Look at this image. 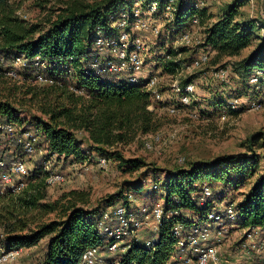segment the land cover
Here are the masks:
<instances>
[{
  "label": "trees",
  "instance_id": "trees-1",
  "mask_svg": "<svg viewBox=\"0 0 264 264\" xmlns=\"http://www.w3.org/2000/svg\"><path fill=\"white\" fill-rule=\"evenodd\" d=\"M126 1L65 0L54 18H49L44 26L31 24L20 17L18 7L11 0H0V75L9 76V72L14 70L16 76L24 73L36 80V73H44L53 80V83L46 84L60 91L57 100L49 101L43 109L48 119L35 120L46 143L47 155L84 162L96 153L108 160L136 167V163L141 161L125 160L117 148L140 134L158 129L155 108L149 109L153 103L152 95L143 82L133 83L114 74H98L90 67L91 62L100 56L95 44L97 31L103 30L108 35L117 32L112 24L124 9H129L130 21L133 20L134 1ZM246 2L234 0L227 5L221 17L208 22L206 20L211 16L207 15L205 7L198 10L191 0H177L175 18L171 23L174 33L181 32L193 17L198 16L200 24L205 25L201 51L209 55L214 53V63L241 56L244 50L252 47L246 56L222 65L238 73L243 86L250 85L253 74H260L261 82L264 79V28L256 36L255 30L259 29L255 24L257 21H239L237 18L239 7ZM190 47L183 46L170 53L174 57ZM17 57H24L25 65L3 68V60L11 61ZM174 62L172 59L164 61V70L173 73L178 64ZM219 107L222 112L234 111L228 103ZM199 115L202 116L201 113ZM22 120L9 101H0V122L12 121L19 125ZM11 150L13 153H10ZM17 152L20 153L17 149L2 147L1 150L0 147V154L7 153L8 159L22 158ZM249 160H254V157L239 160L229 156L212 164L195 163L169 175L160 189L163 191L164 219L159 227V237L150 245L141 237L134 239L127 251L121 254L119 264H169L173 255L180 257L183 253L177 247L175 227L182 226L188 233L193 224L205 221L213 210L200 204V198L213 196L212 189L207 187L212 191L209 196L205 194V189L195 196L196 182L206 178H215L217 182L225 178L231 182L230 174L247 177L253 169ZM45 171L43 183L32 181L17 195L11 190L2 195L7 196L11 205L1 214L0 235L3 234V237L0 236V246L8 249L31 248L48 237L46 251L39 264H82L87 249H104L108 241V235L99 227L102 211L107 206L128 205L132 193L122 194V203L116 204V199L111 198L106 206L95 210L86 208L90 202L88 193L78 190L63 195L67 198L65 202L43 203L41 200L45 196L49 174L48 170ZM40 172L37 171L35 176L40 177ZM134 191L143 192V183L136 185ZM37 211L45 214L54 212L56 217L30 229L29 216ZM236 211L237 222L243 227L264 229V175L254 181Z\"/></svg>",
  "mask_w": 264,
  "mask_h": 264
},
{
  "label": "rangeland",
  "instance_id": "rangeland-1",
  "mask_svg": "<svg viewBox=\"0 0 264 264\" xmlns=\"http://www.w3.org/2000/svg\"><path fill=\"white\" fill-rule=\"evenodd\" d=\"M63 1L65 0H11L18 7L20 17L31 24L39 23L44 26L48 24L49 18H54ZM233 1L191 0V3L198 10L205 7L207 15L211 16L206 21L213 22L225 13L227 5ZM146 13V10H142V15L148 17ZM237 18L239 21L249 19L257 21L255 24L259 29L255 30V35L261 34L264 28V0H247L239 7ZM157 19L160 33L139 30L134 33L145 39L147 73H156L161 78L159 88L163 93V100L154 101V111L159 127L155 132L140 134L133 141L117 148L125 160L141 162H137L138 166L133 167L131 164L124 163L123 165L111 159L108 167L101 168L99 159L103 156L96 153L84 162L58 159L56 156L47 155L46 143L40 133L37 150L33 155H27L21 145L17 146L21 157L33 172L26 180L27 186L32 181L40 184L46 176L45 170L62 171L66 174L64 182L52 188L46 184L45 196L41 200L43 203L65 202L67 198L63 195L71 190H78L88 193L90 202L86 208L95 210L106 206L111 198L116 199V204L122 203L124 199L121 195L129 192L134 196L131 203L133 210L136 211L135 213H140L143 207L150 208L155 204H163L161 185L169 175L180 169H185L195 163L212 164L229 156H235L239 160L254 157V160H249L253 169L247 177L230 174L231 182L225 178L221 182L215 181V178L212 180L206 178L196 182L195 196L207 187L213 191L211 198H200V204L223 212L229 203H233L235 208L238 207L250 191L254 181L264 175V79L262 78L261 82L262 76L253 74L249 80L250 85L243 86L239 74L231 72L229 67L225 78L215 74L229 60H238L246 56L252 47L244 50L241 56L224 58L220 63L213 62L215 54L212 53L206 64L198 66L196 61L202 55V44H194L188 51L174 57L170 51L180 50V47L184 46L178 41L186 31H192L195 38H202L205 25L202 23L193 25L190 21L185 30L174 33L175 31L171 29L173 26L171 19L167 20L160 15ZM164 52L170 54V59L174 60V63L180 64L175 66L173 73L164 70V61L160 60ZM2 62L4 69L11 65L20 66L12 60ZM254 78H257V81ZM176 80L182 85L194 83L197 91L196 98L190 105L181 106L177 114H172L169 107L179 103V95L172 89V84ZM59 94V89H52L48 84L26 77L24 73L16 77H10L4 73L0 75V101H9L12 104L18 116L23 119L19 122L22 127L39 128L35 120L48 119L43 109L48 106L49 101L57 100ZM233 99L238 100L236 109L222 112L219 106ZM252 102H259L261 108L252 109ZM193 112L201 113L202 116L192 117ZM156 133L162 136V141L155 144L153 149L146 148L144 138L146 135ZM0 138L1 150L2 147L9 148L8 141L1 136ZM86 146L87 142L84 147ZM45 160L50 161L49 169L44 167ZM37 171H41L40 177L35 176ZM140 182L143 183L144 191L137 193L134 188ZM21 192L23 190L19 193ZM6 197L0 196V219H2V212L5 213L11 205V201ZM189 215L192 213L189 212ZM192 216L197 218L194 214ZM55 217L54 212L48 214L33 212L29 216V228L34 229L38 224L49 222ZM219 224H221L220 227L212 231L210 242L221 246L223 257L235 264H264V251L257 250L258 246L264 244V231L258 229L260 227H243L237 220L230 222L226 218ZM150 226L151 222H148L140 230L141 239L152 241L159 237V232L151 231ZM218 229H221V234H218ZM47 239L48 237L44 238L30 249L23 248L20 262L38 264L44 256ZM101 253L104 259L102 264H112L114 261L119 264L122 256V253H113L107 248H104ZM188 254L197 259L195 253ZM181 262V256L173 255L169 264H181Z\"/></svg>",
  "mask_w": 264,
  "mask_h": 264
},
{
  "label": "built area",
  "instance_id": "built-area-1",
  "mask_svg": "<svg viewBox=\"0 0 264 264\" xmlns=\"http://www.w3.org/2000/svg\"><path fill=\"white\" fill-rule=\"evenodd\" d=\"M132 8L133 20L130 21L129 9H124L119 18L113 21V26L117 32L108 35L103 30H98L96 35V48L98 58H95L90 67L98 74H114L118 78H124L133 83L143 82L147 91L152 95L153 103L149 109L155 108L154 101H162L163 93L160 90L161 78L156 73H147L146 69V44L142 36H137L135 31H152L160 33L158 25L154 24L157 16L165 17L174 20L175 18V3L177 0H166L162 3L160 0H133ZM162 3V4H161ZM203 3V2H202ZM142 10L147 11V16L142 15ZM193 25H199L200 19L195 16L191 20ZM172 31L174 30L171 28ZM168 34V31H167ZM184 46H192L200 44L202 38H195L192 31L184 32L179 41ZM181 55V53H179ZM171 56L168 53H163L160 60L167 61ZM210 55L203 51L201 57L196 61V65L201 66L209 61ZM8 61V60H3ZM16 64L25 65L24 57H17L12 60ZM157 64V63H156ZM39 65V61H36ZM42 67H46L42 64ZM228 67L220 68L215 72L219 77L225 78L228 75ZM9 75L16 77V72L11 70ZM257 81V78H254ZM36 80L42 83H53V80L48 78L44 73H36ZM172 89L178 96V104H172L169 111L172 114H177L182 106H188L196 98V86L194 83L182 85L178 80L172 84ZM228 105L236 109L238 100H230ZM252 109L259 110L261 104L259 102L251 103ZM198 112H193L192 117L198 118ZM0 134L8 141V146L12 149H17L21 145L27 155H33L36 152L37 144L40 138L38 129L31 127H22L15 122L6 121L0 122ZM162 141V136L158 133L146 135L144 145L148 149H153L155 144ZM13 153V150L10 151ZM7 153L0 154V195L8 191L19 193L27 186V178L33 172L28 166L24 158L8 159ZM110 160L106 157L99 159L101 168L108 167ZM50 161L44 162V167L49 169ZM66 174L62 171H50L46 177L48 187H54L65 181ZM207 196L212 194L209 188H205ZM130 203L117 204L105 208L101 213L99 227L108 235V241L104 248H107L113 253H124L129 248L134 239L140 238V230L145 224L151 222L150 230L153 232L159 231V227L164 219L163 207L160 204H155L150 208L143 207L140 213L132 208L134 196L129 195ZM224 218L230 222L237 220V211L233 203L226 205L223 212L212 210L208 213L205 221L196 222L191 226L187 233L182 226L175 227V234L178 237L177 247L182 251L181 264H235L232 261L223 257L221 246L216 243H211V233L216 227H220L219 223L224 221ZM258 228V227H257ZM262 229L263 228H258ZM218 234H221V229H218ZM3 237V234L0 235ZM147 245L151 244V240H147ZM103 248L91 247L87 249L83 255L82 264H102L104 262L101 251ZM257 250L264 251V244L257 247ZM188 253H195L197 259ZM23 254V249H8L0 246V264H22L20 262Z\"/></svg>",
  "mask_w": 264,
  "mask_h": 264
},
{
  "label": "crops",
  "instance_id": "crops-1",
  "mask_svg": "<svg viewBox=\"0 0 264 264\" xmlns=\"http://www.w3.org/2000/svg\"><path fill=\"white\" fill-rule=\"evenodd\" d=\"M154 24L155 25H157V24H159V20L157 19V20H154ZM18 151H20V150H18ZM17 153H19V152H17ZM20 155H21V153H19ZM30 167V166H29ZM31 169V168H30ZM28 249H30V248H28ZM46 251V250H45ZM45 254V253H44ZM42 259H43V257L41 258V260L38 262V264L42 261Z\"/></svg>",
  "mask_w": 264,
  "mask_h": 264
}]
</instances>
